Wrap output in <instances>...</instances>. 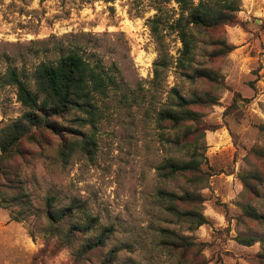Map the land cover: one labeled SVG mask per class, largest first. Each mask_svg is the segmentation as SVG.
Here are the masks:
<instances>
[{"label": "rangeland", "instance_id": "1", "mask_svg": "<svg viewBox=\"0 0 264 264\" xmlns=\"http://www.w3.org/2000/svg\"><path fill=\"white\" fill-rule=\"evenodd\" d=\"M221 1L195 0V6L216 10ZM237 3L234 24L193 31L192 63L183 66V44L173 28L182 11L175 0H0V77L15 69L37 91V67L71 51L115 77L99 102L95 130L81 126L75 114L53 118L62 129L33 130L37 140H22L19 154L6 163L0 201L19 195V181L29 196L24 205L0 208V264H77L74 252L83 235L74 248L46 238L39 211L47 195L60 206L85 202L98 218L89 237L114 229L84 264H101L115 247L120 253L114 264H264V223L243 216L248 207L264 215V0ZM161 47L167 64L156 81ZM195 69H206L217 81L185 76ZM172 90L216 99L215 105L194 107L208 130L188 135L183 149L175 139L185 127L158 120ZM27 111L16 88L0 82V135ZM80 133H95L96 152L78 151L65 162L62 144ZM195 151L204 184L158 176L161 164ZM159 190L200 192L207 223L191 229L171 216L157 199ZM162 229L198 246L187 252L162 247ZM243 238L256 243L243 245Z\"/></svg>", "mask_w": 264, "mask_h": 264}, {"label": "trees", "instance_id": "2", "mask_svg": "<svg viewBox=\"0 0 264 264\" xmlns=\"http://www.w3.org/2000/svg\"><path fill=\"white\" fill-rule=\"evenodd\" d=\"M239 0H222L218 9H206L201 4L195 6V0H175L180 6L182 16L175 22L173 28L183 44L182 58L179 59L183 66L192 63L194 54V30L216 28L222 25H231L236 22V13L239 11ZM186 14V15H185ZM225 48H230L224 43ZM165 54L160 48V55L154 64L155 80L162 77V68ZM191 80L209 79L217 81V77L206 69H195L191 74L185 73ZM37 91L33 90L25 79L15 69L0 77L2 85L14 86L17 90L18 101L28 109L24 116L0 135V173L5 176L8 183L6 163L19 154L21 141L24 139L36 141L38 135L33 130L49 129L58 132L62 129L52 121L53 118L64 119L77 115L76 122L81 126H90L95 130L100 119L99 102L110 94L111 86L115 84V77L110 75L100 65H92L76 51L60 57L56 63H42L35 71ZM216 99L211 95H195L187 98L178 91L172 90L169 106L158 114L160 122L170 123L176 127H185L184 136H176L175 142L181 143L188 135L205 134L201 114L194 109L197 106H212ZM264 128V125L262 126ZM77 140L64 142L60 148L59 156L67 162L76 152L81 151L90 155L97 149L95 133L88 135L80 133ZM202 162L197 152H192L185 160L171 158L157 168L158 176L162 180L183 177L192 186L204 184V174L201 170ZM7 178V179H6ZM0 183V186L2 184ZM19 195L12 200H1L0 208H9L18 201L24 205L28 198L22 182H18ZM157 199L165 205V211L180 222L189 224L191 229H196L207 223L202 211L203 197L198 191H185L182 194L159 190ZM56 196L47 195L44 199V209L40 216L47 223L46 238L56 239L58 247L74 248L79 241V236H84L74 252L75 262L84 264L97 249L106 245L113 234L112 227L105 228L100 235L89 237L95 231L98 218L89 214L86 203L74 199L66 206H60ZM243 216L251 221L264 223V215H260L253 208H246ZM80 217L84 219L81 221ZM15 221H24L25 217L13 215ZM162 247L171 250L190 251L197 247L194 242H189L186 237L178 235L175 231L162 229ZM240 243L251 246L256 243L253 238L239 239ZM120 249L115 247L110 250L109 256L101 264H114L118 260ZM126 264V263H124Z\"/></svg>", "mask_w": 264, "mask_h": 264}]
</instances>
